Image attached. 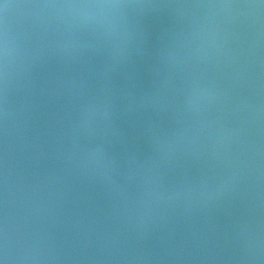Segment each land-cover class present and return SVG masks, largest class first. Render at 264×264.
I'll return each instance as SVG.
<instances>
[{
    "label": "water",
    "instance_id": "95a60500",
    "mask_svg": "<svg viewBox=\"0 0 264 264\" xmlns=\"http://www.w3.org/2000/svg\"><path fill=\"white\" fill-rule=\"evenodd\" d=\"M0 264H264V0H0Z\"/></svg>",
    "mask_w": 264,
    "mask_h": 264
}]
</instances>
